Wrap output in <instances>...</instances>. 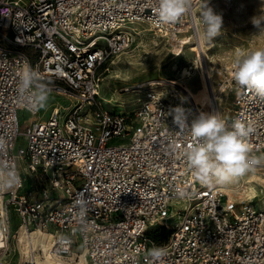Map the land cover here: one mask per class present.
Segmentation results:
<instances>
[{
  "label": "built area",
  "instance_id": "obj_1",
  "mask_svg": "<svg viewBox=\"0 0 264 264\" xmlns=\"http://www.w3.org/2000/svg\"><path fill=\"white\" fill-rule=\"evenodd\" d=\"M192 3L189 15L161 24L156 0H0V174L18 176L0 191V232L50 233L56 254L83 253L88 264H153L149 250L164 245L163 264H264V206L197 181L183 156L192 137L169 115L179 106L189 123L200 113L229 127L239 120L261 159L264 97L235 84L232 63L222 80L234 95L230 116L213 92L198 107L180 77L125 88L137 105L123 115L101 96L106 65L132 48L139 27L176 57L199 43L201 0ZM26 64L32 84L21 92ZM41 88L68 105L41 116Z\"/></svg>",
  "mask_w": 264,
  "mask_h": 264
},
{
  "label": "clouds",
  "instance_id": "obj_2",
  "mask_svg": "<svg viewBox=\"0 0 264 264\" xmlns=\"http://www.w3.org/2000/svg\"><path fill=\"white\" fill-rule=\"evenodd\" d=\"M192 0H156L155 12L161 24L175 23L191 13ZM203 35L208 41L220 34L223 18L213 7L210 0H201L198 15ZM257 19L253 20L256 23ZM232 79L240 88L253 91L264 97V48L253 50L236 47L232 49ZM33 71L24 66L19 90L25 92L32 84ZM46 89L41 88L36 103L43 107L47 102ZM174 124L185 130L191 137L183 152L193 177L202 185L215 187L230 184L234 178L254 170L260 158L251 154L249 137L253 131L239 120L229 127L219 114L200 113L191 123L188 113L182 107L170 110ZM18 176L12 171L0 174V191L15 187ZM153 264L166 256V246L153 247L149 250Z\"/></svg>",
  "mask_w": 264,
  "mask_h": 264
},
{
  "label": "rangeland",
  "instance_id": "obj_3",
  "mask_svg": "<svg viewBox=\"0 0 264 264\" xmlns=\"http://www.w3.org/2000/svg\"><path fill=\"white\" fill-rule=\"evenodd\" d=\"M231 1H233L232 4L230 3ZM263 2L264 0H212L210 2V5L215 4L217 6L216 12L222 15L223 18L220 34L211 41H208L205 37V41L214 46L210 51L211 56L219 55L231 65L233 61L232 49L236 47L249 50L264 48V7L260 6ZM237 7L239 8L237 9ZM254 19H257L256 23L258 26L253 23ZM139 30L141 34L136 38L132 48L126 54L116 58L113 61L114 63L109 62L105 67L109 70L103 71L104 80L101 96L107 102L109 101V103L105 102L104 106L121 115L129 111L132 112L137 105L136 96H133L134 94H126L124 92L125 88L158 80L159 78L164 80L177 79L178 76L173 69L174 64L178 63L180 68L181 62L182 64H187L191 61L192 54L189 49L199 44L190 43V45H186L184 48L185 55L183 56L184 52H182V58L178 56L179 58L172 60V57L176 56L171 53L173 47L169 43L155 36L153 32L149 31L148 27H139ZM260 35L263 37H260ZM155 41H158L160 45L156 46ZM218 68L224 69L225 67L223 64H219ZM225 72L227 70H224ZM223 74L215 77V93L218 94L217 97L222 96V100L219 99L217 101L223 108L220 110H224L226 116H230L234 95L221 90L222 80L224 79ZM47 97L46 104L41 107V116L43 117L50 114L52 105H61L62 107L68 105L66 100L59 95L51 94ZM29 118L30 114L28 112L20 113L21 124L27 122ZM24 145V138L21 137L18 141V147ZM262 157L260 160H262ZM258 168H260L261 176L264 178V164ZM253 204L260 206L261 202L256 200ZM15 224H17V221ZM17 231V228L12 229L11 233L7 235L6 247L0 251V264L21 262L19 244L16 238Z\"/></svg>",
  "mask_w": 264,
  "mask_h": 264
},
{
  "label": "bare ground",
  "instance_id": "obj_4",
  "mask_svg": "<svg viewBox=\"0 0 264 264\" xmlns=\"http://www.w3.org/2000/svg\"><path fill=\"white\" fill-rule=\"evenodd\" d=\"M230 3L232 4L233 1ZM210 6L217 11L218 8L215 4ZM260 6L264 7V2ZM260 37L263 36L260 35ZM155 44L156 46L160 45L158 41H155ZM210 45L205 41V36L202 33L199 44L192 46V50L189 49L192 54L191 61L187 64H182L181 62L180 68L178 63L174 64L173 68L175 74L180 77V85L187 89L193 102L198 107L205 109L213 102L212 92L215 93L216 89L214 84L216 75H222L224 70H228L227 68L230 65L226 59L221 58L219 55L211 56L210 51L214 46ZM184 55L185 52L183 53ZM176 58L179 57H172V60ZM219 64H223L225 68H218ZM158 80L164 79L159 78ZM221 90L223 91L224 88L221 87ZM219 98L222 100L221 95ZM216 105L219 109H223L220 103ZM263 160L264 156L257 166L254 167V170L247 172L243 176L234 178L230 184L220 185L218 187L229 196L231 201L253 203L258 200L261 202L260 206H264V178L261 176L260 168H258L264 164ZM16 234L21 262L32 261L35 264H88L83 253L80 254L75 251L67 256L56 254L53 250L54 239L50 233L41 230H33L30 232L26 228L21 227ZM7 239L8 236L0 232V251L6 247Z\"/></svg>",
  "mask_w": 264,
  "mask_h": 264
}]
</instances>
